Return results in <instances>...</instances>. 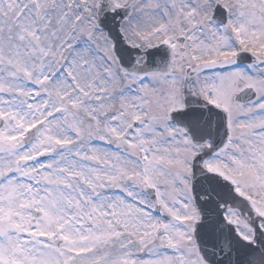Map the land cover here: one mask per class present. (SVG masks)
I'll return each instance as SVG.
<instances>
[{
    "label": "snow or ice",
    "instance_id": "obj_1",
    "mask_svg": "<svg viewBox=\"0 0 264 264\" xmlns=\"http://www.w3.org/2000/svg\"><path fill=\"white\" fill-rule=\"evenodd\" d=\"M0 264H264V0H0Z\"/></svg>",
    "mask_w": 264,
    "mask_h": 264
}]
</instances>
